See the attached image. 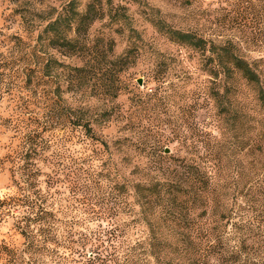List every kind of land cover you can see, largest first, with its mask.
I'll use <instances>...</instances> for the list:
<instances>
[{
    "label": "trees",
    "instance_id": "1",
    "mask_svg": "<svg viewBox=\"0 0 264 264\" xmlns=\"http://www.w3.org/2000/svg\"><path fill=\"white\" fill-rule=\"evenodd\" d=\"M80 3L69 0L61 10L54 9L31 48L35 79L56 83L53 93L59 101L63 83L67 93L98 89L85 37L104 14L92 4L81 11ZM154 26L172 42L209 53L216 131L198 130L186 156L176 157L158 138L138 144L118 138L111 144L121 159L108 164L104 152L111 145L96 136L94 126L109 122L111 111L94 117L90 105L65 107L60 115L68 129L80 130L85 140L100 142L104 149L86 155L89 167L82 186L72 135L57 143V150L43 130L24 136L22 148L12 156L18 194L0 200V216L7 212L15 218L12 231L21 242H0V264H264V79L231 46L209 45L162 20ZM46 49L78 58L84 66H66ZM127 60L116 62L124 66ZM239 79L257 92L255 117L234 104ZM134 157L143 163L128 172ZM43 177L48 191L41 186ZM58 184L71 191L68 205L55 204L51 190ZM84 192L88 198H78ZM14 210L19 214L12 216ZM78 210L81 216L70 215Z\"/></svg>",
    "mask_w": 264,
    "mask_h": 264
},
{
    "label": "rangeland",
    "instance_id": "2",
    "mask_svg": "<svg viewBox=\"0 0 264 264\" xmlns=\"http://www.w3.org/2000/svg\"><path fill=\"white\" fill-rule=\"evenodd\" d=\"M68 1L0 0V200L17 196L15 180L19 175L14 176L17 165L12 156L22 148L24 136L38 130L44 131L54 150L57 143L64 144V139L72 135V148L81 158L80 185L86 186V155L104 146L85 140L80 130L68 129L60 114L70 105H90L94 117L104 109L111 111L109 122L94 126L96 136L111 145V150L104 152L108 164L121 159L111 144L118 138H132L136 144L138 140L158 138L160 145L176 157L186 156L185 149L198 130L216 131L213 125L218 122V110L211 94L214 79L207 72L211 66L209 53L172 42L167 33L154 26L155 22L162 20L168 28L195 33L209 45L231 46L264 79V0H81V11L92 4L104 14L85 37L94 58L91 65L97 70L98 89L91 91L90 86L85 95L82 91L67 93V83H63L59 92L63 101H59L53 93L56 83L48 79L39 83L35 79L30 56L46 25L45 19ZM46 50L66 66H84L78 58H68L56 49ZM121 57L128 59L124 66L116 62ZM237 85L234 104L255 117L260 107L256 90L241 79ZM115 93L118 98H114ZM243 120L238 124L240 129L247 118ZM241 134L240 130L238 135ZM138 163L143 159L135 158L128 172ZM38 165L51 172L47 164ZM41 182L48 191L45 177ZM51 193L56 206L68 205L65 200L72 198L71 191L61 184L54 186ZM81 197L88 198L87 192L78 196ZM6 214L9 213L0 216V242L19 243L21 239L12 231L15 218ZM18 214L19 210L11 213ZM82 214V210L70 213Z\"/></svg>",
    "mask_w": 264,
    "mask_h": 264
},
{
    "label": "water",
    "instance_id": "3",
    "mask_svg": "<svg viewBox=\"0 0 264 264\" xmlns=\"http://www.w3.org/2000/svg\"><path fill=\"white\" fill-rule=\"evenodd\" d=\"M166 152H167L168 154H170V153H171L169 149H167V150H166Z\"/></svg>",
    "mask_w": 264,
    "mask_h": 264
}]
</instances>
